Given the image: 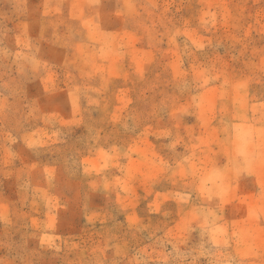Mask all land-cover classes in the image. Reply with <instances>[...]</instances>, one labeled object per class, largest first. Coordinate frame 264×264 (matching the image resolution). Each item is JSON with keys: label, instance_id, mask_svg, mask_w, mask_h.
I'll list each match as a JSON object with an SVG mask.
<instances>
[{"label": "rangeland", "instance_id": "1", "mask_svg": "<svg viewBox=\"0 0 264 264\" xmlns=\"http://www.w3.org/2000/svg\"><path fill=\"white\" fill-rule=\"evenodd\" d=\"M0 264H264V0H0Z\"/></svg>", "mask_w": 264, "mask_h": 264}]
</instances>
